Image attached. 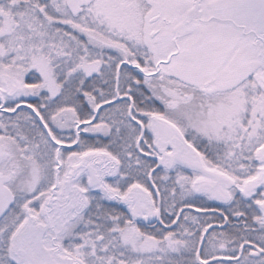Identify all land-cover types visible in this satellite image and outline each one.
<instances>
[{"label":"snow or ice","instance_id":"snow-or-ice-1","mask_svg":"<svg viewBox=\"0 0 264 264\" xmlns=\"http://www.w3.org/2000/svg\"><path fill=\"white\" fill-rule=\"evenodd\" d=\"M0 264H264V0H0Z\"/></svg>","mask_w":264,"mask_h":264}]
</instances>
